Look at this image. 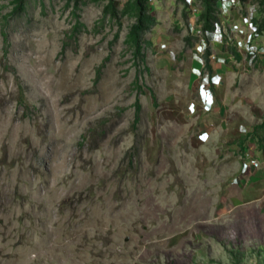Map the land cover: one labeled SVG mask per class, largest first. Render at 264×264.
Instances as JSON below:
<instances>
[{
	"label": "rangeland",
	"instance_id": "1",
	"mask_svg": "<svg viewBox=\"0 0 264 264\" xmlns=\"http://www.w3.org/2000/svg\"><path fill=\"white\" fill-rule=\"evenodd\" d=\"M129 1L0 0V264H264L255 11Z\"/></svg>",
	"mask_w": 264,
	"mask_h": 264
},
{
	"label": "trees",
	"instance_id": "2",
	"mask_svg": "<svg viewBox=\"0 0 264 264\" xmlns=\"http://www.w3.org/2000/svg\"><path fill=\"white\" fill-rule=\"evenodd\" d=\"M26 0H17L19 8L24 7ZM152 0H131L128 2L125 12L128 16H134L136 18V23L133 25L129 32V41L132 44L139 46L141 48L142 35L146 33L147 30L152 29L155 23L154 19L149 15V4ZM183 1V0H181ZM239 3L247 6L250 4H256L258 6L257 13L254 15L252 21L257 27L258 32L264 35V0H237ZM184 2V1H183ZM186 2V1H185ZM200 4L199 8V23L200 31L203 36L212 34L215 27L220 24L218 15L223 14L221 9L222 0H196V4ZM108 9L111 10V15L113 17H118L119 12L116 10L114 2L109 3ZM246 14V12H244ZM211 52L210 49H206L205 58L207 60V65L210 63Z\"/></svg>",
	"mask_w": 264,
	"mask_h": 264
},
{
	"label": "built area",
	"instance_id": "3",
	"mask_svg": "<svg viewBox=\"0 0 264 264\" xmlns=\"http://www.w3.org/2000/svg\"><path fill=\"white\" fill-rule=\"evenodd\" d=\"M247 6L251 7V8L255 11V12H253V13H255V14L257 13L258 6H257L256 4H250V5H247ZM242 7H245V5L239 3L237 0H222V7H221L222 11H224V10H231V11H233V10H235V9L242 8ZM251 8H250V9H251ZM253 13L246 12L245 17H244V20L247 21V23L249 24L251 30H253V32L250 34V44H252L251 47L254 48V47H257V46H259V45L254 46V45H253V42H254L256 39H258V38H260L261 36H263V35H261V34L258 32L257 27L254 25V23H253V21H252L254 15H255V14H253ZM252 14H253V15H252ZM242 15H243V13H242ZM236 27H238V26H236ZM257 50H258V49H256V51H257ZM248 160H250V159H248ZM244 166H245V169H244V170L247 172V171H249L250 169H252V168H254V167H257V161L251 159L248 163H247V162L244 163Z\"/></svg>",
	"mask_w": 264,
	"mask_h": 264
}]
</instances>
